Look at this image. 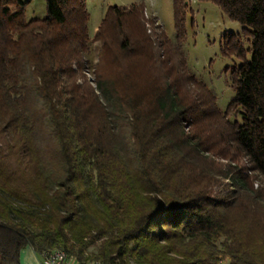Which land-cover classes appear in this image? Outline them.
I'll list each match as a JSON object with an SVG mask.
<instances>
[{"label": "trees", "instance_id": "1", "mask_svg": "<svg viewBox=\"0 0 264 264\" xmlns=\"http://www.w3.org/2000/svg\"><path fill=\"white\" fill-rule=\"evenodd\" d=\"M31 1L0 0V264L28 246L100 264H264V0H205L249 37H222L242 62L223 112L186 69L184 0L172 40L135 4L108 7L90 38L86 0H45L27 19Z\"/></svg>", "mask_w": 264, "mask_h": 264}, {"label": "rangeland", "instance_id": "2", "mask_svg": "<svg viewBox=\"0 0 264 264\" xmlns=\"http://www.w3.org/2000/svg\"><path fill=\"white\" fill-rule=\"evenodd\" d=\"M184 3L182 52L185 57L186 69L214 93L216 106L223 112L233 98L230 74L242 62L222 54V37L227 33L239 35L245 47L249 44V37L241 36L242 27L237 22L229 20L211 1L184 0ZM132 4L142 6V17L147 33L152 31L150 21H154L161 26L169 39H173L175 35L173 0H86V9L89 14L88 36L91 38L94 35L95 29L108 7H128ZM45 16V0H32L28 4L27 19L31 17L44 18ZM96 46L97 43H92L91 51L84 55L91 65L97 59L96 52L92 50ZM84 75L87 80L92 81L94 78L92 67ZM229 120L233 121L235 118L230 117ZM237 120L239 119L237 118ZM256 187L257 184L254 185V188ZM91 250L92 248L87 252Z\"/></svg>", "mask_w": 264, "mask_h": 264}, {"label": "built area", "instance_id": "3", "mask_svg": "<svg viewBox=\"0 0 264 264\" xmlns=\"http://www.w3.org/2000/svg\"><path fill=\"white\" fill-rule=\"evenodd\" d=\"M38 255L40 264H78L70 262L66 259V254L60 253H51L50 251H42L36 253Z\"/></svg>", "mask_w": 264, "mask_h": 264}, {"label": "crops", "instance_id": "4", "mask_svg": "<svg viewBox=\"0 0 264 264\" xmlns=\"http://www.w3.org/2000/svg\"><path fill=\"white\" fill-rule=\"evenodd\" d=\"M19 264H40V261L36 252L28 246L20 252Z\"/></svg>", "mask_w": 264, "mask_h": 264}, {"label": "bare ground", "instance_id": "5", "mask_svg": "<svg viewBox=\"0 0 264 264\" xmlns=\"http://www.w3.org/2000/svg\"><path fill=\"white\" fill-rule=\"evenodd\" d=\"M46 251H50L51 253H64L66 254V259H68L70 262L73 263H78V264H100L96 261H80L78 260L76 257L68 255L65 251H61V250H46Z\"/></svg>", "mask_w": 264, "mask_h": 264}]
</instances>
